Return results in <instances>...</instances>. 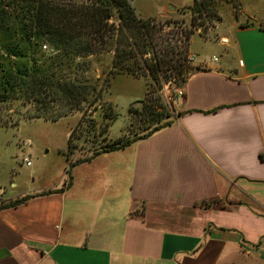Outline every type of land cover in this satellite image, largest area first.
I'll use <instances>...</instances> for the list:
<instances>
[{
  "label": "crops",
  "instance_id": "1",
  "mask_svg": "<svg viewBox=\"0 0 264 264\" xmlns=\"http://www.w3.org/2000/svg\"><path fill=\"white\" fill-rule=\"evenodd\" d=\"M249 18L216 59L188 47L169 124L0 185V264H264V18Z\"/></svg>",
  "mask_w": 264,
  "mask_h": 264
},
{
  "label": "trees",
  "instance_id": "2",
  "mask_svg": "<svg viewBox=\"0 0 264 264\" xmlns=\"http://www.w3.org/2000/svg\"><path fill=\"white\" fill-rule=\"evenodd\" d=\"M218 1H193L189 25L175 22L184 39L179 45L165 38L155 41V30H161L162 24L156 28L153 21L141 18L130 0H0V32L4 35V42H0V103L17 100L30 107L23 117L46 119H57L86 104L92 106L104 86L97 88L96 83L85 78L88 58L105 52L113 54L106 84L114 73L148 74L152 81L147 85V97L153 83L160 90L162 82L170 78L175 81L187 71L175 82L184 85L192 69L184 66L191 35L194 31L206 33L213 21L221 20ZM247 23L255 21L248 18L243 24ZM259 26L264 30L261 23ZM44 46L48 49L43 50ZM160 105L152 106L165 109ZM152 106L148 111L154 116ZM167 117L169 113H159L156 122ZM170 122L155 125L143 136ZM1 123L5 122L0 120ZM132 140L105 149H117Z\"/></svg>",
  "mask_w": 264,
  "mask_h": 264
},
{
  "label": "rangeland",
  "instance_id": "3",
  "mask_svg": "<svg viewBox=\"0 0 264 264\" xmlns=\"http://www.w3.org/2000/svg\"><path fill=\"white\" fill-rule=\"evenodd\" d=\"M130 1L141 18L153 21L156 28L162 24L161 30H155V41L165 38L179 45L183 43L180 41L184 40L181 27L175 25V22L184 27L189 25V6L194 0ZM217 10L221 16L220 21H213L206 33L194 31L191 35L189 47L196 57L206 60L220 57L221 46L217 42H220L221 35L226 34L229 23L245 21L249 17L264 18V0H240L239 5L234 1L219 0ZM261 24L264 26V21ZM3 37L0 32V42H4ZM47 49L43 47V50ZM112 59L111 52L91 55L88 58L90 65L85 78L96 83L97 88L104 86L99 99L92 106L86 104L81 110L57 119H46L23 117L22 114L28 112L30 107L21 105L17 100L0 103V120L5 122L0 124L1 187L10 189V181L21 186L32 185L30 169L38 165L37 158H40L39 162L42 159L44 162H54L60 157L65 161L72 158L75 163L81 157H88L110 145L141 137L155 125L171 121V107L180 96L179 91L183 86L175 82L185 77L187 71L175 81L170 78L162 82L160 90L152 82V93L146 97L147 85L152 81L148 74L133 76L114 73L110 76L109 83H105ZM191 62L187 57L184 66H192ZM140 99L142 102L135 103ZM153 104H162L165 109L153 107ZM148 106H152L154 116L149 114ZM164 112L169 113L170 117L157 123V115ZM24 157L29 158L32 166L27 165Z\"/></svg>",
  "mask_w": 264,
  "mask_h": 264
},
{
  "label": "built area",
  "instance_id": "4",
  "mask_svg": "<svg viewBox=\"0 0 264 264\" xmlns=\"http://www.w3.org/2000/svg\"><path fill=\"white\" fill-rule=\"evenodd\" d=\"M219 40H220L221 43L228 42V39L225 36H221L219 38ZM44 47H46V46H44ZM193 59H194L193 55L188 54V60L193 61ZM179 94L180 95L182 94V90L179 91ZM24 160L26 161L27 165H30L31 164V161L29 160V158L24 157ZM262 241H264V237H262Z\"/></svg>",
  "mask_w": 264,
  "mask_h": 264
}]
</instances>
